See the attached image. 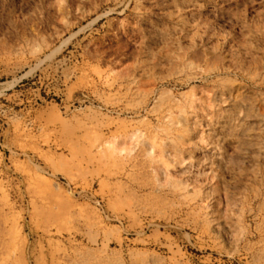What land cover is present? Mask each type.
<instances>
[{
    "label": "rangeland",
    "instance_id": "rangeland-1",
    "mask_svg": "<svg viewBox=\"0 0 264 264\" xmlns=\"http://www.w3.org/2000/svg\"><path fill=\"white\" fill-rule=\"evenodd\" d=\"M261 93L264 0H0V264H264Z\"/></svg>",
    "mask_w": 264,
    "mask_h": 264
},
{
    "label": "bare ground",
    "instance_id": "bare-ground-1",
    "mask_svg": "<svg viewBox=\"0 0 264 264\" xmlns=\"http://www.w3.org/2000/svg\"><path fill=\"white\" fill-rule=\"evenodd\" d=\"M229 56H230V64L229 65H224L220 62V58L216 57L213 63H208L207 59H203V62H205V68H204V72L206 75H213V76H219L221 74H235L236 76L241 75L243 78H247L248 76H251V73L246 72L245 70L241 69L240 66H238V60L240 58L239 53H234V51L230 50L229 52ZM255 63V62H254ZM257 66V65H256ZM255 66V67H256ZM246 67V66H245ZM256 76H261L260 70L257 69L255 71ZM238 79V78H237ZM136 79L132 81V84H135L136 86ZM223 86V85H222ZM227 87V86H226ZM248 88V87H247ZM215 89V88H214ZM231 89V88H229ZM142 88L140 86L137 87L136 91H141ZM258 94V93H257ZM232 94H230L228 92L227 89H225V87H222V90L219 92H214L213 97H214V101L215 103H217L215 105V107L219 104H230V99L232 100L231 96ZM238 96V95H237ZM255 96V95H254ZM261 100L259 102L264 101V94L261 93ZM241 97V96H240ZM256 97V96H255ZM256 99V98H255ZM258 100V99H256ZM239 101V100H238ZM235 102V101H234ZM242 102V101H241ZM252 106H255L256 104L250 102L249 103ZM226 107V106H225ZM233 107V106H232ZM220 108V107H219ZM222 108V107H221ZM228 108V107H227ZM235 108H238V110L240 112H246V110H248V106L246 105H235ZM258 109V108H257ZM252 110V109H251ZM239 112V113H240ZM249 112V110H248ZM247 112V113H248ZM251 113V112H250ZM241 114H239L240 116ZM248 115V114H247ZM259 137V136H258ZM259 139V138H258ZM252 142V141H251ZM249 145V144H248ZM255 146V145H254ZM124 151V149L119 150V152ZM248 152H244V155H247ZM238 158V156H237ZM239 159V158H238ZM234 160L236 161L237 159L234 158ZM261 162V161H260ZM230 166V165H229ZM234 166V165H233ZM257 167V166H256ZM232 172V171H231ZM242 172V171H241ZM221 173V172H220ZM241 175V174H240ZM244 176L243 179L244 181L248 184V183H254L256 184L258 187L253 191V197H249L247 198L248 201V213L252 214L255 210L256 212V219H257V223H256V231L258 233V235L260 234V236H262V238H264V168L262 166H258L253 172L251 173H245L243 174ZM255 186V185H254ZM238 187L237 186H229V185H222V184H218L216 187V192L218 193L219 196V201L223 204V206H228L231 199L233 198L234 194L236 193V191H238ZM257 201L259 202V205L257 207V209H253L255 203ZM220 203V204H221ZM209 215V214H208ZM207 215V216H208ZM217 217V216H216ZM215 217V218H216ZM210 220V219H209ZM214 220V219H213ZM247 220V216L243 215L242 216V222L246 223ZM211 221V220H210ZM218 221V219H217ZM216 221V222H217ZM212 222V221H211ZM214 222V221H213ZM245 227V226H244ZM246 229H248L247 231V235H248V239L251 235V230H250V226L246 227ZM251 241V240H250Z\"/></svg>",
    "mask_w": 264,
    "mask_h": 264
}]
</instances>
